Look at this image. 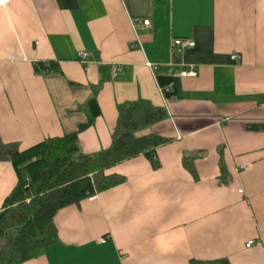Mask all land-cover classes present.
<instances>
[{
    "label": "crops",
    "instance_id": "1",
    "mask_svg": "<svg viewBox=\"0 0 264 264\" xmlns=\"http://www.w3.org/2000/svg\"><path fill=\"white\" fill-rule=\"evenodd\" d=\"M38 62L61 73L39 74ZM192 67L196 76H182ZM160 76L177 80V97H164ZM94 89L101 114L78 135L82 153L108 150L118 106L139 99L168 113L142 135L169 141L153 162L108 171L123 183L59 210L57 242L23 264H264V129L252 128L264 126V0L0 6V146L76 133ZM18 181L0 159V213Z\"/></svg>",
    "mask_w": 264,
    "mask_h": 264
},
{
    "label": "trees",
    "instance_id": "2",
    "mask_svg": "<svg viewBox=\"0 0 264 264\" xmlns=\"http://www.w3.org/2000/svg\"><path fill=\"white\" fill-rule=\"evenodd\" d=\"M34 68L44 75L61 73L57 62H38ZM158 83L166 99L179 95L176 79L160 76ZM168 86H173V91H168ZM97 93L98 89H94L92 99L83 107L89 120L76 133L46 139L26 150H20L15 143L0 146V159L11 161L19 178L0 213V264H23L43 255L47 247L57 242L54 218L59 210L78 205L123 183L124 177L108 174V171L138 156L153 162L156 149L169 141L156 133L142 135L144 130L163 122L168 113L139 99L118 106L111 147L85 155L81 152L78 135L92 126L101 114ZM252 128L259 130L264 126ZM188 168L196 177L193 163L190 162ZM192 264L230 263L218 260L193 261Z\"/></svg>",
    "mask_w": 264,
    "mask_h": 264
},
{
    "label": "built area",
    "instance_id": "3",
    "mask_svg": "<svg viewBox=\"0 0 264 264\" xmlns=\"http://www.w3.org/2000/svg\"><path fill=\"white\" fill-rule=\"evenodd\" d=\"M8 1L9 0H1L0 1V6L8 3ZM143 25L145 27H149L150 26V22H148V21L144 22ZM172 47L180 48V49L193 48L194 47V43L192 41L184 40V39H173ZM79 55H80V58L82 60H85L87 58V56H88V54L86 52H81ZM182 76H184V77H194V76H196L195 69L192 67L189 71L183 73ZM240 192L242 193V191H240ZM102 241L105 242V240H102ZM253 243H254L253 241L249 242L247 244V247L250 248L253 245Z\"/></svg>",
    "mask_w": 264,
    "mask_h": 264
}]
</instances>
